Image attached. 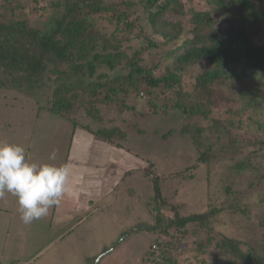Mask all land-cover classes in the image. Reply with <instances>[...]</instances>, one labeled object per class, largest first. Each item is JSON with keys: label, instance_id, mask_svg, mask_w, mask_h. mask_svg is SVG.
<instances>
[{"label": "trees", "instance_id": "trees-1", "mask_svg": "<svg viewBox=\"0 0 264 264\" xmlns=\"http://www.w3.org/2000/svg\"><path fill=\"white\" fill-rule=\"evenodd\" d=\"M11 1L15 4H6ZM186 3L192 4L188 10ZM19 7L23 18H0V88L35 94L34 89L48 86L49 94L39 107L50 116L71 120L74 126L80 112L98 118L100 105L118 111L134 107L127 104V98L131 94L139 97V91L143 96L147 93L152 112L165 116L179 112L181 129L196 156L179 171L150 175L152 192L146 208L153 222L135 225L152 232L145 256L152 264H180L177 249L184 243L174 231L185 234L189 224L203 226L208 231L206 241L211 243L215 231L209 218L221 208L182 213L165 195L161 180L180 178L181 183H188L215 156L217 147L227 155L247 148L240 163L243 171L254 166L251 158L260 159L259 166H264V121L251 118L250 113L264 86V42L255 40L250 30L264 24V0H30L23 4L0 0V16ZM183 15L189 16L186 26ZM28 17L49 23L46 27L31 25ZM98 20L106 21L109 29L100 27ZM200 63L203 69L187 88L184 74ZM102 68L121 72L94 78ZM73 75L77 84L63 80ZM220 106L226 107L227 117L215 116ZM252 125L255 129L251 131ZM83 126L110 144L119 145L118 139L126 137L118 126ZM128 127L134 130L139 125L130 122ZM173 132L170 128L163 136ZM176 189L180 190L175 188L174 193ZM259 199L262 207L256 215L264 225V191ZM218 245L225 249L227 259L208 264H264V250H244L236 239L225 235ZM206 248L200 243L197 251L204 253ZM85 261L94 264L87 257Z\"/></svg>", "mask_w": 264, "mask_h": 264}, {"label": "rangeland", "instance_id": "rangeland-1", "mask_svg": "<svg viewBox=\"0 0 264 264\" xmlns=\"http://www.w3.org/2000/svg\"><path fill=\"white\" fill-rule=\"evenodd\" d=\"M18 1L23 4L30 0ZM6 4L11 6L15 2ZM191 5L186 3V10ZM211 10L217 13L214 8ZM8 11L0 18H23L25 14L20 7L14 13L11 8ZM27 19L36 26L49 23L48 20ZM181 20L186 26L189 16L183 15ZM98 21L100 27L109 29L106 21ZM250 30L254 31L255 40L264 42V24L250 27ZM202 65L190 66L184 74L183 82L187 88L192 87L194 76L203 69ZM119 71L102 68L94 78L103 74L113 76ZM77 79L75 75L63 78L75 84L79 82ZM80 79L82 82L86 77ZM44 80L47 81L45 75ZM34 92L26 94L0 88V141L23 146L30 162L67 164L69 181L56 209L57 215L52 214L51 207L46 216L29 226L22 225L14 196L6 193L0 198V263L18 260L22 264H88L87 257L94 264H152L145 259L152 232L135 224L141 222L146 226L153 222L146 208L152 192L150 175L179 171L187 165L189 158L196 156L188 136L181 129V114L176 111L165 116L152 112L146 101L147 93L142 91L143 96L139 91V97L131 94L127 98V104L134 107L122 112L113 106L100 105L98 118L80 112L75 118L78 124L74 126L71 120L50 116L39 107L49 94L48 86L34 89ZM261 94L250 113L251 118L264 121V86ZM225 109L224 106L217 108L215 116L227 117L229 113ZM130 122L138 123L139 127L130 129ZM83 125L92 129L118 126L126 132V137L118 139L119 145L110 144L94 137ZM142 128L140 134L138 131ZM170 128H174V132L164 137ZM250 128L251 131L255 129L253 125ZM53 150L55 160L49 159ZM247 152L246 148L238 154L227 155L217 147L215 156L201 166L188 183H181L180 178L161 180L165 195L178 204L182 213L221 208L209 218V226L215 231L211 243L206 241L208 231L198 223L189 224L185 234L174 231L184 243L177 249L181 254L180 264L225 261L227 253L218 245L223 235L236 239L244 250H264V225L256 215L262 207L259 198L264 191V166H259L260 159L251 158L254 166L243 171L240 163ZM79 169L84 176L78 199L72 195V190L76 187L73 181L76 178L80 181ZM178 187L180 190L176 189L174 193ZM129 188L133 193L128 192ZM86 192L91 201H85ZM69 209L71 214L67 212ZM165 210L172 213L168 208ZM64 213L68 215L54 223L56 217ZM86 213L87 216L64 231L70 221L72 223ZM126 230V234L121 235ZM200 243L207 246L204 253L197 251Z\"/></svg>", "mask_w": 264, "mask_h": 264}, {"label": "clouds", "instance_id": "clouds-1", "mask_svg": "<svg viewBox=\"0 0 264 264\" xmlns=\"http://www.w3.org/2000/svg\"><path fill=\"white\" fill-rule=\"evenodd\" d=\"M55 150L49 159L55 160ZM70 168L67 164L30 162L23 146L0 141V198H16L19 218L30 224L48 214L66 193Z\"/></svg>", "mask_w": 264, "mask_h": 264}, {"label": "crops", "instance_id": "crops-1", "mask_svg": "<svg viewBox=\"0 0 264 264\" xmlns=\"http://www.w3.org/2000/svg\"><path fill=\"white\" fill-rule=\"evenodd\" d=\"M96 155V154H95ZM81 170L82 169H79V171L77 170V176H79L80 177V181H79V179L78 178H76V180H74V181H76V182H74L73 181V183H74V185H76V187H75V190H72V195L74 196V197H77L78 199L80 198V196H81V194H80V188H81V185H82V181H83V176H84V174L81 172ZM74 172H76V170L74 171ZM80 174V175H79ZM83 175V176H82ZM76 183V184H75ZM77 184H79V185H77ZM101 187H103V186H101ZM79 191V192H78ZM91 193L93 192L92 190H89ZM86 195V199H85V201H91V197L89 196V195H87V192L85 193ZM79 196V197H78ZM77 198H74V199H77ZM72 207V206H71ZM54 208L52 207V214L54 215V213H55V216L57 215L56 214V209L55 210H53ZM67 212H69V214H71L72 213V211H70V209L67 211ZM68 215V213H64L62 216L60 215V216H57L56 217V219L54 220V223H57V222H59L61 219H64L66 216ZM83 216H81V217H78L77 219H75L74 220V222H72L71 223V221L69 222V224L67 225V226H69V227H66L65 226V230L64 231H66L68 228H72V225H74V223H75V221L76 222H78L79 221V219L80 218H83V217H85V216H87L88 215V213H86V214H82ZM37 221L36 220H34L32 223H30V224H33V223H36ZM30 224H22V225H30ZM53 223H52V221L48 224L50 227H51V225H52ZM61 233H63V231H61V232H59V236H60V234Z\"/></svg>", "mask_w": 264, "mask_h": 264}]
</instances>
